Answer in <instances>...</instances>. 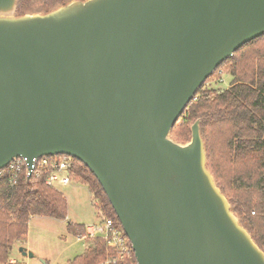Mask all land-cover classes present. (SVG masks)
Listing matches in <instances>:
<instances>
[{
  "label": "water",
  "instance_id": "1",
  "mask_svg": "<svg viewBox=\"0 0 264 264\" xmlns=\"http://www.w3.org/2000/svg\"><path fill=\"white\" fill-rule=\"evenodd\" d=\"M19 2L0 0V170L83 163L139 264H264L208 168L201 119L189 143L171 138L217 68L264 36V0H75L23 16Z\"/></svg>",
  "mask_w": 264,
  "mask_h": 264
},
{
  "label": "trees",
  "instance_id": "2",
  "mask_svg": "<svg viewBox=\"0 0 264 264\" xmlns=\"http://www.w3.org/2000/svg\"><path fill=\"white\" fill-rule=\"evenodd\" d=\"M30 1L20 0L18 15L28 14ZM53 1L44 0L45 13L55 10ZM56 3L59 7L68 4L65 0ZM253 50H264V36L243 46L217 69L214 75L225 68L224 73L233 77L231 86L217 93L205 90L204 84L171 136L189 143L191 127L201 119L208 168L240 223L264 251V55L255 56ZM70 176L88 187L105 217L122 226L97 178L77 159ZM4 182L0 186V264H22L12 263L11 253L16 244L27 241L32 218L66 220L69 204L61 191L46 184L45 172L30 179L21 175L14 188ZM69 228H73L71 223ZM106 256L105 244L95 241L69 264H99Z\"/></svg>",
  "mask_w": 264,
  "mask_h": 264
},
{
  "label": "rangeland",
  "instance_id": "3",
  "mask_svg": "<svg viewBox=\"0 0 264 264\" xmlns=\"http://www.w3.org/2000/svg\"><path fill=\"white\" fill-rule=\"evenodd\" d=\"M65 1L70 3L75 0ZM51 3L52 8L56 9L60 6L59 3H56V0ZM45 5L44 0H31L28 5V14H44L47 10V8H44ZM253 53L255 56L258 53L264 55V50H253ZM224 72H226L225 68L215 75L213 73L211 75L213 77H209L208 82H205V90L219 93L228 89L232 84L233 77ZM171 138L178 142L172 136ZM58 190L68 200L67 219L62 221L45 217H33L29 224L27 241L15 245L11 253V259H19L24 264H44L43 261H47V264H69L77 257L82 256L95 243V241H79L77 239L78 232L76 228L100 222L98 203L92 200L88 187L76 181L66 186L59 184ZM69 223L73 225V228H69ZM21 247L33 252L36 258L23 257L20 253Z\"/></svg>",
  "mask_w": 264,
  "mask_h": 264
},
{
  "label": "built area",
  "instance_id": "4",
  "mask_svg": "<svg viewBox=\"0 0 264 264\" xmlns=\"http://www.w3.org/2000/svg\"><path fill=\"white\" fill-rule=\"evenodd\" d=\"M75 158L68 155L15 158L3 170H0V186L4 183L11 188L17 186L21 175L32 177L46 174V184L58 189V185L72 183L70 171L74 166ZM7 182V183H6ZM254 214V213H253ZM98 223L84 226L83 231H78L79 241H101L107 249L106 258L99 264H139L133 245L122 226L112 218L99 213Z\"/></svg>",
  "mask_w": 264,
  "mask_h": 264
},
{
  "label": "crops",
  "instance_id": "5",
  "mask_svg": "<svg viewBox=\"0 0 264 264\" xmlns=\"http://www.w3.org/2000/svg\"><path fill=\"white\" fill-rule=\"evenodd\" d=\"M11 260H12V263H17L18 262V263L24 264L23 262H20L19 259H16V258H12Z\"/></svg>",
  "mask_w": 264,
  "mask_h": 264
}]
</instances>
